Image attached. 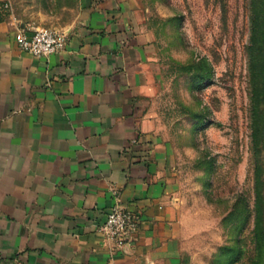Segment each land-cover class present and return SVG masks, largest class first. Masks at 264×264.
Segmentation results:
<instances>
[{"label":"crops","instance_id":"1","mask_svg":"<svg viewBox=\"0 0 264 264\" xmlns=\"http://www.w3.org/2000/svg\"><path fill=\"white\" fill-rule=\"evenodd\" d=\"M65 47L35 57L0 3V264H178L174 158L150 120L151 33L132 0H76ZM140 219L116 248L114 203Z\"/></svg>","mask_w":264,"mask_h":264},{"label":"rangeland","instance_id":"2","mask_svg":"<svg viewBox=\"0 0 264 264\" xmlns=\"http://www.w3.org/2000/svg\"><path fill=\"white\" fill-rule=\"evenodd\" d=\"M132 1L152 38L150 120L174 158L178 264H264V205L256 232L254 200L255 172L264 190L263 95L255 138L251 106L252 81L259 92L264 80V0ZM5 2L58 31L76 0ZM202 60L195 69L207 78L180 71Z\"/></svg>","mask_w":264,"mask_h":264},{"label":"built area","instance_id":"3","mask_svg":"<svg viewBox=\"0 0 264 264\" xmlns=\"http://www.w3.org/2000/svg\"><path fill=\"white\" fill-rule=\"evenodd\" d=\"M1 6L6 9L8 4L0 0ZM66 34L44 27L31 26L29 32L19 31L16 35L18 47L35 57L48 56L61 51L66 44ZM110 191L114 203L106 214L104 222L98 226V231L116 248L132 241L139 226V216L125 208L120 199V191L112 186ZM17 264H24L19 262Z\"/></svg>","mask_w":264,"mask_h":264},{"label":"trees","instance_id":"4","mask_svg":"<svg viewBox=\"0 0 264 264\" xmlns=\"http://www.w3.org/2000/svg\"><path fill=\"white\" fill-rule=\"evenodd\" d=\"M263 51H264V49H263ZM201 62H204V61L202 60L200 62H193L192 64L180 66V71L184 74L196 75V77L199 79H205L208 76V71H206V70L204 71V70H202V68H200V69L196 68L195 69V67H198L201 64ZM249 68L251 70V63L250 62H249ZM198 69L200 70V72ZM262 70L264 73V52H263ZM251 91H252V93H251V106H252V114H253V117H252V125L253 126L252 127H253V136L255 138L259 132V129H260V125L257 123V121H259V120H257V119L259 117V115H258L259 100L262 98V95L264 98V94H263L264 93V80L262 83V90H260L259 92L257 90V86L255 85V81H254V83L252 81ZM260 92H261V94H259ZM263 112H264V108H263ZM262 118L264 119V116ZM263 125H264V123H263ZM263 130H264V127H263ZM263 134H264V132H263ZM261 147H262V150L264 151V139H263V142L261 144ZM256 170H257V168H256ZM255 177H256V181H255V199L254 200H255V208H256V232H259V226L261 225V217H262L261 210H259V209L262 205H264V190H262L260 188L259 177H257V172H255Z\"/></svg>","mask_w":264,"mask_h":264}]
</instances>
